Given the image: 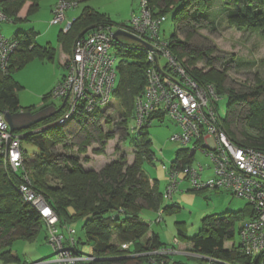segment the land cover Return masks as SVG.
Instances as JSON below:
<instances>
[{"label": "trees", "instance_id": "obj_1", "mask_svg": "<svg viewBox=\"0 0 264 264\" xmlns=\"http://www.w3.org/2000/svg\"><path fill=\"white\" fill-rule=\"evenodd\" d=\"M26 1L28 0H3L2 8L7 16H12ZM192 1L196 3L195 8L189 10ZM197 1L150 0V4L155 16L165 17L171 13L178 22V31L168 41L172 51L183 61L188 71L201 84H213L220 95L227 93L229 115L227 124L221 122L223 128L236 142L264 150V85L239 91L230 87L226 84L229 67L225 64L228 61L214 56V47L202 49L190 45L188 40L193 31L209 27L215 17L213 4L216 0H200V4ZM32 2L29 14L39 7V0ZM221 3L220 11L225 13L231 26L264 35V0H227ZM114 23L108 13L87 6L70 24L61 40L65 42V39L66 41L69 39L75 44L78 37L95 27L113 26ZM182 32L186 33V39L179 38V33ZM15 39L19 41V48L11 58L8 72L0 70V111L17 112L22 109L32 111L31 107H23L20 103L18 93L22 85L15 80L13 72L25 67L35 57H46L50 54L47 49L37 46L29 34L17 33ZM117 44L121 56L123 51L126 52L118 65L120 81L115 90V98L125 108L126 114L130 115L134 112L135 97L145 86L146 70L151 63L147 59V49L143 44L135 45L120 39ZM199 61L205 63L203 68L197 66ZM216 61L223 64V67H216ZM229 62L239 63L234 58ZM48 97L50 93L46 95V98ZM239 104H247L249 107V112L242 118L244 130L240 132V136L233 128L240 118L236 114ZM64 107L65 105L54 116L32 127V129L42 127L43 130L30 133L32 129H28L27 132L21 133L24 134L22 141L28 138L38 145L32 159H29L25 152L26 165L32 172L33 186L45 195L61 221L73 224L84 218L83 229L91 245L90 255L95 259L80 261L78 264H126L134 260L133 253L164 247L156 233L145 242L142 241L150 228L149 223L141 217L143 207L159 211L165 199L157 181L151 182L144 169L145 161L152 162L154 155L148 126L141 128L140 132H130V122L127 123L125 140L131 138L132 145L138 148L132 164L128 163L125 154H121L100 170L88 169L82 165L79 155L62 154L53 149L60 139L65 138L64 125L55 123L63 114ZM101 115L100 110L92 113L96 120ZM84 118L87 117L82 115L78 117L82 121ZM98 130L95 138L101 147L96 152L104 153V141L115 135L112 132L104 133L102 129ZM91 138L88 133L79 143L82 146L81 151L86 150L85 145ZM194 158L195 153L191 152V148H180L176 152L173 166L191 165ZM20 182L21 175L7 168L4 160L0 158V263L4 264L35 262L20 259L13 247L16 241H34L44 229L49 243L47 225L35 206L24 200L18 189ZM167 207L179 208L176 205ZM251 215L252 211L249 216ZM243 217L245 215L240 212L209 215L204 218L202 229L193 237H186L179 225L178 233L180 237L189 241L194 252L212 258L215 264H251V260L241 254L236 245L233 248L225 245L235 236L236 222ZM78 241L80 245L82 243L80 237ZM127 242H131V246L128 249L122 248V244ZM45 259L50 258L37 261Z\"/></svg>", "mask_w": 264, "mask_h": 264}, {"label": "built area", "instance_id": "obj_2", "mask_svg": "<svg viewBox=\"0 0 264 264\" xmlns=\"http://www.w3.org/2000/svg\"><path fill=\"white\" fill-rule=\"evenodd\" d=\"M77 3L58 0L53 9V23H62L66 10ZM8 16L0 6V21ZM164 17L155 16L150 0H139L129 21L118 30L113 26H98L75 41L67 62V72L52 89L50 97L64 103V112L55 123H70L80 115L89 117L108 106L115 98L119 76L117 48L118 33L135 37L147 49L151 63L146 70V83L135 97L130 132H140L152 124L156 117L169 115L179 127L170 140L189 145L191 152L198 149L211 158L214 174L203 179V165H164L169 184L165 198L172 199L181 181V173L191 181L194 189H224L238 198H245L252 206V215L240 227V243L237 250L251 260V264H264V150L236 142L223 128L218 115L217 103L222 96L213 84H201L172 51L170 43L160 35ZM68 30V28H66ZM19 48L17 39H8L0 31V70L8 72L13 54ZM166 59L163 66L161 59ZM112 99V100H113ZM40 129H32L36 133ZM24 134L11 131L0 111V158L5 166L21 175L18 189L24 200L39 211L47 225L48 241L55 251L50 259L27 264H78L95 257L78 251V230L73 224L63 222L45 195L32 184V172L26 165L22 146ZM131 242L123 243L128 249ZM171 250L161 247L144 252L150 264H171ZM138 254V253H136ZM136 254H132L135 256ZM212 259V258H211ZM230 264V263H224Z\"/></svg>", "mask_w": 264, "mask_h": 264}, {"label": "rangeland", "instance_id": "obj_3", "mask_svg": "<svg viewBox=\"0 0 264 264\" xmlns=\"http://www.w3.org/2000/svg\"><path fill=\"white\" fill-rule=\"evenodd\" d=\"M221 1L225 2L227 0H216V3L213 4L215 12L213 24L210 23L209 27L193 31L192 36L188 40L190 45L194 48L198 47L202 49L214 47L215 51L213 55L224 61H228L225 64L226 67H229L226 84L230 87L239 91L247 90L248 87L252 86L264 85L263 56L260 54L262 49L261 39L262 45H264V35L259 32H249L245 29L231 26L229 20L225 17V13L222 10L220 11ZM91 2H93L90 3L91 5L100 6L99 9L101 11L108 12L116 22L113 29L117 31L121 24L128 22L132 11H138L139 0H92ZM191 3L193 4L189 5V10L195 8L196 3L194 1ZM197 3L200 4L201 1L198 0ZM2 24H9V21H4ZM2 26L0 28L1 31L7 38H10L13 35L12 30H7L8 25L6 27ZM177 31L178 22L169 13L161 23L160 35L163 39L169 40ZM117 36L120 40L141 45L138 39L125 33H118ZM179 38L186 39V33H179ZM125 52L123 51L120 57L123 58ZM231 58L238 59L239 63L232 62L230 64L229 60ZM120 59L118 58V65L121 61ZM161 63L164 66L166 59L162 58ZM204 65L205 63L201 61L197 63L199 68H203ZM215 66L222 68L223 64L216 61ZM13 76L19 82L24 80V83L22 82V85L24 84L23 88L18 93L22 106H32L30 102H36L38 99H40L43 105L53 102L56 104L60 103L59 100L52 99V97H48L47 100L43 99V96L50 91L48 87L54 80V68L50 64H47V66L41 64V62L30 64L25 68L15 70ZM119 81L120 76H118L117 85ZM221 96V100L217 103V109L220 121L224 124L228 121L229 98L227 93H223ZM100 111L102 115L97 117L99 118L97 120L95 116L90 115L84 118V121L77 117L72 122L66 123L63 126L65 138L60 139L53 149L62 154L79 155L82 165L88 169L100 170L109 161L119 158L121 154H125L128 163L132 164L134 159L133 161L131 159L134 158L138 148L132 145L130 142L131 138L128 137L125 140L124 136H126L127 123L133 119V113L127 115L125 108L122 107L117 98L113 99L112 103ZM248 112L249 107L247 104H239L236 114L240 118L233 125L234 130L239 136L240 132L244 130L242 118ZM225 126L229 129L227 125ZM40 128L42 129V127ZM98 129H102L104 133L112 132L115 135V137L104 141V153L96 152L101 147L100 142L95 138L97 137ZM148 130L152 139V151L154 155L152 162L145 161L144 169L151 179L157 181L159 190L165 193L169 184V175L164 165L171 168L176 160L177 150L187 146L192 148L194 143L192 142L185 146L180 142L170 140L172 134L179 131V127L169 115H166L164 119L156 117L152 124L148 126ZM23 131L27 132V130ZM88 133L92 138L89 143L85 142L86 150L81 151L82 146L79 143L84 140ZM232 135L235 137L234 133ZM22 146L29 159H32L34 153L38 150V145L32 139L25 138L22 141ZM193 164L195 166L203 165V179H207L214 174L211 158L201 149L196 151ZM179 180L182 181L174 192L173 198L164 199L163 206L160 209L161 212L144 206L141 212L142 216L150 225L149 231L160 235L163 246L174 251L170 255L171 264H215L210 257H205L193 251L189 241L180 237L178 225L183 228L185 236L191 238L202 229L203 220L209 215L243 213L245 217L236 222L235 236L226 242V247L233 248L240 243V227L249 218L251 211H253V206L245 198L235 197L224 189L196 190L193 188L191 181L184 177L183 173L180 174ZM151 182L153 181L151 180ZM143 203L145 204V202ZM170 205H176L179 208H168L167 206L170 207ZM160 216L162 219L157 221ZM83 224L84 218L74 222L73 226L78 230L77 235L82 242L78 249L81 253L87 255L91 253V245L88 243ZM13 247L21 260L37 261L44 258H53L55 255L54 249L47 242V232L44 229L41 230L34 241L19 240L14 243ZM138 264L150 263L143 262Z\"/></svg>", "mask_w": 264, "mask_h": 264}, {"label": "crops", "instance_id": "obj_4", "mask_svg": "<svg viewBox=\"0 0 264 264\" xmlns=\"http://www.w3.org/2000/svg\"><path fill=\"white\" fill-rule=\"evenodd\" d=\"M2 1L3 0H0L1 8L3 6ZM73 1H76L77 4L66 10L65 19L62 23H53L52 22L53 16H54L53 15V9H54L56 3L58 2V0H39V7L34 12H32L30 14L28 12H29V8L33 2H32V0H28L25 2L23 7L18 12H16L12 16H8V19L4 20V21H9V24L4 25V24H2V22H4V21H0V28L2 25L5 27L8 25L7 30H12V33H13L12 36L13 37L12 36L10 38L8 37V39H15V37L17 36V33H26V34H29L33 37L34 42L37 44V46L43 47V48L47 49V51L49 52L48 53V54H50L49 56L35 57L34 59H32L27 64V65H30V64H35L37 62H41V64H44L46 66H47V64H50V66H52L54 68V80L51 83V85L48 87V89H50V91L43 96L44 97L43 99H46V100H47L46 95L51 93L52 89L65 76V74L67 72V62H68L70 55L72 54L73 47H74V44H73L74 41H70L69 39L66 41V39H65V42H63V40H61V36H63L65 33H67L66 28H69L70 24L83 12L84 8L89 6V7L95 8L97 10H100L99 9L100 6H95V5L90 4V3H93V2H91L92 0H73ZM81 2H82V4H81ZM80 4H81V6H80ZM138 5H139V3H138ZM106 13H108V12H106ZM132 13H133V11H132ZM121 25H123V24H121ZM114 26L115 25H113V27ZM0 31H1V29H0ZM2 34L4 35L3 32H2ZM261 48L262 49H261L260 54H262V56H263L262 57V63L264 65V45H262V39H261ZM25 67H23V68H25ZM15 80H17L19 82V80L17 78H15ZM22 82L24 83V80L23 81L21 80L19 83L22 85ZM23 85H22V88H23ZM57 100H59V99H57ZM59 101H60V103H58V104L53 102L51 104H44L43 105L41 103L40 99H38L36 102L35 101L33 103L30 102V105H32V106H29V107H31L33 109L32 110L33 112L38 110V109L44 108L48 105H52V104H54L56 107H60L62 105V101L61 100H59ZM20 103H21V99H20ZM23 107H28V105L23 106ZM133 159L134 158H132L131 160L133 161ZM96 170H99V169H96ZM151 180L154 181L153 179H151ZM159 212H161V210H159ZM141 217H142V219H145L142 216V213H141ZM160 219H162L161 216L157 219V221H159ZM154 233L155 232H153V231H149L144 236L142 241L145 242ZM158 236L160 237V235H158ZM160 239H161V237H160ZM161 241H162V239H161ZM168 249H170V248H168ZM173 252L174 251L171 250V252L169 254V262L170 263L172 261L170 258V255ZM133 254H136V253H133ZM139 256H145L144 252H140V253L138 252V254H136L135 256L132 255V257H134V260L131 261L130 263H126V264H138V263H143V262L148 263L146 256H145L146 259L143 257L139 258Z\"/></svg>", "mask_w": 264, "mask_h": 264}, {"label": "water", "instance_id": "obj_5", "mask_svg": "<svg viewBox=\"0 0 264 264\" xmlns=\"http://www.w3.org/2000/svg\"><path fill=\"white\" fill-rule=\"evenodd\" d=\"M63 106L64 103L61 107H56L54 104H52L34 112L24 110L17 112L4 111L5 119L9 123L11 131H23L54 116L62 109Z\"/></svg>", "mask_w": 264, "mask_h": 264}, {"label": "bare ground", "instance_id": "obj_6", "mask_svg": "<svg viewBox=\"0 0 264 264\" xmlns=\"http://www.w3.org/2000/svg\"><path fill=\"white\" fill-rule=\"evenodd\" d=\"M113 99V98H112ZM112 99L108 102V104L107 105H109L110 103H112ZM115 99V98H114ZM63 125V124H62ZM66 125V124H65ZM40 130H42V129H40ZM40 130H38V131H40Z\"/></svg>", "mask_w": 264, "mask_h": 264}, {"label": "clouds", "instance_id": "obj_7", "mask_svg": "<svg viewBox=\"0 0 264 264\" xmlns=\"http://www.w3.org/2000/svg\"><path fill=\"white\" fill-rule=\"evenodd\" d=\"M62 105H63V103H62ZM62 105H61V106H62ZM61 106H60V107H61ZM29 129H32V127H31V128H29ZM37 129H41V128H37ZM26 130H28V129H26ZM18 132H20V131H18ZM21 132H22V131H21Z\"/></svg>", "mask_w": 264, "mask_h": 264}]
</instances>
